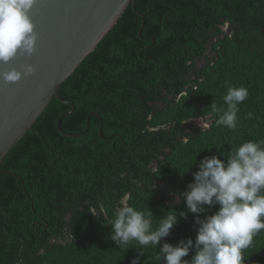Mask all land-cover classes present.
<instances>
[{"label":"trees","instance_id":"1","mask_svg":"<svg viewBox=\"0 0 264 264\" xmlns=\"http://www.w3.org/2000/svg\"><path fill=\"white\" fill-rule=\"evenodd\" d=\"M239 86L249 96L236 129L195 125ZM59 94L68 102L52 97L0 162V264H164V242L195 241L181 193L199 162L264 140V0H134ZM125 198L154 227L187 218L157 248H119L89 211L113 217ZM244 256L264 264V230Z\"/></svg>","mask_w":264,"mask_h":264},{"label":"clouds","instance_id":"2","mask_svg":"<svg viewBox=\"0 0 264 264\" xmlns=\"http://www.w3.org/2000/svg\"><path fill=\"white\" fill-rule=\"evenodd\" d=\"M36 3L37 0H0V62L7 64L18 55L31 56L36 51L38 33L31 18ZM21 67L22 71L12 67L0 73V77L5 83L14 84L36 71L31 64ZM248 96L244 86L229 87L223 96L227 107L212 102L207 120L199 118L201 130L209 127L208 120L213 117L217 126L236 129L239 105ZM193 177L181 195L198 225L195 241L181 239L176 245L164 242L158 259H163L164 264H245L244 251L264 230V140H248L232 147L226 160L217 155L204 157ZM175 199L178 203L179 197ZM214 205H219V209L201 218L200 214ZM89 212L95 218L104 217L107 221L104 225L111 226L110 239L119 248L133 241L141 247L157 248L162 239L170 235L178 217L187 218V212L175 210L182 215H163L154 227L150 218L152 212L145 213L130 206L126 198L120 201L113 217L103 215L102 210L101 213L96 209ZM193 248L195 254L191 259H182Z\"/></svg>","mask_w":264,"mask_h":264},{"label":"water","instance_id":"3","mask_svg":"<svg viewBox=\"0 0 264 264\" xmlns=\"http://www.w3.org/2000/svg\"><path fill=\"white\" fill-rule=\"evenodd\" d=\"M134 0H37L31 11L38 40L31 55H18L0 73L31 64L36 71L17 83L0 77V162L28 130L46 105L60 97V83L117 21ZM144 18L143 15H141ZM141 32V30H140Z\"/></svg>","mask_w":264,"mask_h":264},{"label":"rangeland","instance_id":"4","mask_svg":"<svg viewBox=\"0 0 264 264\" xmlns=\"http://www.w3.org/2000/svg\"><path fill=\"white\" fill-rule=\"evenodd\" d=\"M202 121H203V120H202ZM193 122L195 123V125H200V123H199V119H195Z\"/></svg>","mask_w":264,"mask_h":264},{"label":"flooded vegetation","instance_id":"5","mask_svg":"<svg viewBox=\"0 0 264 264\" xmlns=\"http://www.w3.org/2000/svg\"><path fill=\"white\" fill-rule=\"evenodd\" d=\"M198 62H201V61H197V63H198ZM199 67H200V65H199ZM116 102H117V100H116Z\"/></svg>","mask_w":264,"mask_h":264}]
</instances>
